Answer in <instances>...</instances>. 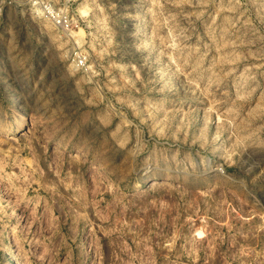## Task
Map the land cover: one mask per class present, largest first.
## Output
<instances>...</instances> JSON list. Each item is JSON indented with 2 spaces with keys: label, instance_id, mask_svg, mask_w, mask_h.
<instances>
[{
  "label": "rangeland",
  "instance_id": "374dc122",
  "mask_svg": "<svg viewBox=\"0 0 264 264\" xmlns=\"http://www.w3.org/2000/svg\"><path fill=\"white\" fill-rule=\"evenodd\" d=\"M0 264H264V0H0Z\"/></svg>",
  "mask_w": 264,
  "mask_h": 264
},
{
  "label": "built area",
  "instance_id": "2783aa9c",
  "mask_svg": "<svg viewBox=\"0 0 264 264\" xmlns=\"http://www.w3.org/2000/svg\"><path fill=\"white\" fill-rule=\"evenodd\" d=\"M36 3V2H35ZM48 7H43V17L52 22H56L59 25H62V23L70 22L72 20L71 16L64 13L63 10L55 9L51 5H47Z\"/></svg>",
  "mask_w": 264,
  "mask_h": 264
},
{
  "label": "bare ground",
  "instance_id": "6f19581e",
  "mask_svg": "<svg viewBox=\"0 0 264 264\" xmlns=\"http://www.w3.org/2000/svg\"><path fill=\"white\" fill-rule=\"evenodd\" d=\"M211 186H212V184H211ZM217 188V186H214V188L213 189H216Z\"/></svg>",
  "mask_w": 264,
  "mask_h": 264
}]
</instances>
